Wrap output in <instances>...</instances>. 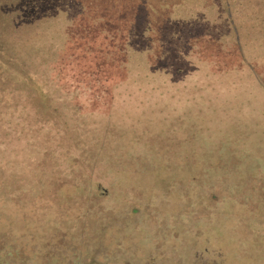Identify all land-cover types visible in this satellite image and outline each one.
I'll use <instances>...</instances> for the list:
<instances>
[{
	"label": "rangeland",
	"instance_id": "rangeland-1",
	"mask_svg": "<svg viewBox=\"0 0 264 264\" xmlns=\"http://www.w3.org/2000/svg\"><path fill=\"white\" fill-rule=\"evenodd\" d=\"M40 2L0 0V78L30 83L1 112L19 139L62 134L56 167L12 142L0 264H264L263 0L204 25L152 10L183 0H67L52 14ZM4 19L33 23L12 34ZM81 59L69 93L47 92V107L31 93L46 96L43 66Z\"/></svg>",
	"mask_w": 264,
	"mask_h": 264
},
{
	"label": "trees",
	"instance_id": "trees-1",
	"mask_svg": "<svg viewBox=\"0 0 264 264\" xmlns=\"http://www.w3.org/2000/svg\"><path fill=\"white\" fill-rule=\"evenodd\" d=\"M39 1H41L39 3V5L45 8V13H48V11H50V13L52 14L54 12H57L58 8H61V9H63V11H66V9L68 7L67 0H39ZM86 1H94V3H92L93 5H95L97 7L100 6L102 8L104 7L105 9L107 8V3H105V2H104L105 4H98L99 0L98 1L97 0H86ZM183 1H185L187 3V5L180 7V9H177V8L172 9L174 6L170 7L171 3L167 2L168 4H166V2H165V4H163V3L159 4L158 3L159 4L158 6L154 5V9H152V10L164 11V10H167L166 7L168 5V8L173 11L171 14L172 17L175 18L180 13L185 12L187 14L186 17H189V16L191 18L196 17V21L198 22L196 24L204 25V24L199 23V22L204 21L205 18H207V17H211V16L217 15V14H223L221 12L217 13L216 8L218 6L220 8H222L223 10L231 9L232 11H235V12H237V11L241 12L242 5H243V7L245 6L244 8L251 9L250 12L253 13L254 11H257V10L259 11L261 9L260 6L264 5V4L262 5L261 2H259L260 0H243V1H241V0H198V2L196 0H183ZM251 1H253V6H250L252 4H249V2H251ZM129 2H131V1H129ZM71 3H72L71 6L76 5L73 2H71ZM132 3H134V2H132ZM210 3H214L215 5H212ZM263 3H264V0H263ZM152 4H154V3H152ZM161 4H163V5H161ZM79 6H81V5H79ZM157 7H159V8H157ZM234 8H236V9H234ZM135 9H136V7H134L133 11H135ZM160 13H162V12L160 11ZM233 15H235V14L233 13ZM177 18H179V17H177ZM2 21L3 22H1V23H3L5 26H8L7 28L10 30V32L12 34L16 33V32H14L13 27L18 29V27H20L22 25H29V23H33L32 21L28 22V21L14 20V19H13V21H11L9 19H4ZM35 27H37V26H35ZM178 27H180L179 30H182V29L184 30V27H181V26L174 27L173 30H175V32H178L179 31V30H177ZM246 27H247V29L250 28V30L251 29L255 30V28H256L255 24H253V25L249 24ZM69 33L70 34L68 35V37H71V38H67V40H68L67 44L68 45L70 44L72 46L74 41L77 40L76 37H79V36L72 34L71 30H69ZM45 37H46V34L41 37V40H40L39 36L33 37L34 40L31 39V41L33 40L36 43L40 42L41 44H43V41H45ZM35 38H38L39 40H35ZM28 40L26 39V40L22 41L20 44L25 46L26 42H30ZM16 41H18V40H16ZM74 50L78 51L79 48H74ZM59 51H61V50H59ZM76 56H78V55H76ZM76 56H75V58H76ZM59 62L60 63L57 64L56 66H54L53 68H48L46 66L42 67V70H41V73L43 75L42 77L47 79V81H48L47 84L49 86L51 85L50 87L47 85V89L44 90L46 96L45 97L40 96L37 92V88H34V90L31 92V93H37L34 96L38 97L40 100H43L42 98H44L45 100H43V101H45L46 107L49 104V101H51L50 99H46V98L48 95H52V94H47V92H57L59 90H60V92L61 91L62 92L63 91L68 92L69 85L67 86V84H69V81L67 79H72L74 77L79 76V73L82 70V67L84 68V65H81L82 59L80 60L79 64H77L79 66H76V67H81L80 70H75L74 66L76 64L70 63L69 61L62 62V60H60ZM70 65H72V66H70ZM97 72H101L100 73L101 76L104 79H107V76L105 74L104 69L102 71H97ZM20 74L25 76V73H23V72H20ZM12 80H13V77L4 76L3 78H0V86H1L0 88H5L4 90L9 91L6 94H4L2 97H0V153H1V155H2V153H5L4 156L2 157V159L0 157V162H1L0 163V165H1L0 174H8V179L11 178L10 175H11V173H13L12 164L10 162L11 157H14V155L12 154L13 153L12 142H20V143L22 142L24 144V146H26V151H23V152L28 156V158L30 156H32L34 159H37L39 157V155H40V157L41 156L44 157L45 155H47L48 158L46 161H43V163L45 165H50V166L56 167V158L54 156V153H52L49 149L51 148V145H58L59 144V141L61 139L60 135L62 134L60 131H57V130H56V133H53V131L52 132L51 131H49V132L45 131L44 133H42V132H38L41 129V127L40 128L34 127L32 130H29L30 131L29 133H24L25 134L24 136H27V139L24 140V139H19L20 137H18V133H13V129L10 128V125H8L9 122L7 120H4L5 118H8L7 113L5 112L6 114L4 113L5 115H3V113H2L3 111L1 112V110H2L3 106L5 109H7L8 100L13 102V101H19L20 98H22V100L25 101L26 97L30 98V97H28L29 92L27 91V88H25L30 83L26 84V83H22L21 81H18V82H20V84H17V83L14 84L12 82ZM49 80L51 81V84H49ZM60 80L65 82L66 86H65V84H63L61 82L59 83L58 81H60ZM70 83H74V82L70 81ZM10 86H12V88H13L12 90H11ZM16 87L19 89H22L21 90L22 92L21 93H19V91L17 92ZM91 87H92L93 91L107 95V87H105V88H99L98 87L97 88L94 84H91ZM24 93H28V94H24ZM39 93H41V92H39ZM54 101H56V100L54 99L53 102ZM32 118H33L34 122L38 119L35 116ZM8 119H13V118H8ZM33 121H32V123H34ZM23 122H24V120L21 121V123H23ZM46 123H47V126H49L47 121L46 122L44 121L43 126H46ZM43 126H42V128H44ZM28 136H30V137H28ZM28 143H31L32 146L27 147ZM27 148H29V149H27ZM43 152H45V153L50 152V153L49 154H43ZM50 154H51V156H50ZM10 155H11V157H10ZM8 157L10 160H8ZM2 165H4V166H2ZM7 171H8V173H7ZM0 183H2V181H0ZM3 183H4V181H3Z\"/></svg>",
	"mask_w": 264,
	"mask_h": 264
},
{
	"label": "flooded vegetation",
	"instance_id": "flooded-vegetation-1",
	"mask_svg": "<svg viewBox=\"0 0 264 264\" xmlns=\"http://www.w3.org/2000/svg\"><path fill=\"white\" fill-rule=\"evenodd\" d=\"M13 175V173L10 175V176H12ZM105 191V190H104ZM1 199V198H0Z\"/></svg>",
	"mask_w": 264,
	"mask_h": 264
}]
</instances>
